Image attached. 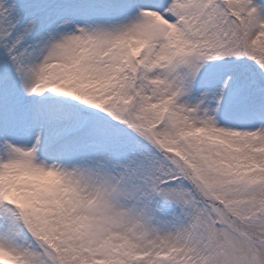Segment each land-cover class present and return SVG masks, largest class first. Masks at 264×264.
I'll use <instances>...</instances> for the list:
<instances>
[{
    "label": "snow or ice",
    "instance_id": "snow-or-ice-1",
    "mask_svg": "<svg viewBox=\"0 0 264 264\" xmlns=\"http://www.w3.org/2000/svg\"><path fill=\"white\" fill-rule=\"evenodd\" d=\"M0 264H264V0H0Z\"/></svg>",
    "mask_w": 264,
    "mask_h": 264
}]
</instances>
